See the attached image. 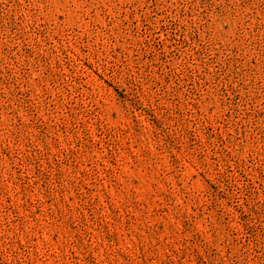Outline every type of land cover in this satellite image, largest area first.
Returning a JSON list of instances; mask_svg holds the SVG:
<instances>
[{"label":"rangeland","instance_id":"374dc122","mask_svg":"<svg viewBox=\"0 0 264 264\" xmlns=\"http://www.w3.org/2000/svg\"><path fill=\"white\" fill-rule=\"evenodd\" d=\"M0 264H264V0H0Z\"/></svg>","mask_w":264,"mask_h":264}]
</instances>
